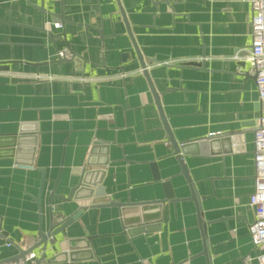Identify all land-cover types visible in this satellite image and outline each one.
I'll return each instance as SVG.
<instances>
[{
	"label": "crops",
	"instance_id": "crops-1",
	"mask_svg": "<svg viewBox=\"0 0 264 264\" xmlns=\"http://www.w3.org/2000/svg\"><path fill=\"white\" fill-rule=\"evenodd\" d=\"M39 3L0 0V62L7 64L0 69V136L17 135V150L0 157V260L34 244L51 212L62 218L76 210L61 195L85 168L112 202L162 200L165 181L174 200L127 206L125 214L118 206L87 207L48 244L42 264H207L204 240L211 264H248L257 253L248 234L253 131L264 112L245 60L250 4L44 0L64 20L56 28L44 14L50 38L40 29ZM160 109L174 140L188 145L183 160L198 207ZM210 135L212 144H193ZM40 168L46 182L39 212ZM70 246L73 259L48 261Z\"/></svg>",
	"mask_w": 264,
	"mask_h": 264
},
{
	"label": "water",
	"instance_id": "water-1",
	"mask_svg": "<svg viewBox=\"0 0 264 264\" xmlns=\"http://www.w3.org/2000/svg\"><path fill=\"white\" fill-rule=\"evenodd\" d=\"M36 7H38L42 13V27L40 29L47 32V34L49 35L50 38H53V36L55 34L51 31L45 30L43 27V25H44V14L48 13L49 15L54 16L52 18V22L53 23H59L60 25H63V23H64L63 18L61 17L60 14H57V13L52 12L50 10H47L44 6V0H40V3L37 4ZM134 49L136 51L137 58L140 62L142 73L145 76V78L147 79L148 84L150 86V89L152 91V94L154 96V100H155L156 104L158 105V103H159L158 94L153 90V86H152V83L150 81V77H149V74L147 72L146 65L142 61V57H141L136 46H134ZM60 59L62 60L65 58H61L60 56H58V60H60ZM240 64L244 65V62L241 61ZM6 65L7 64L4 62H0V69L1 70H3L4 68L7 69ZM252 75H253L252 76L253 79L255 80V77H256L255 72H253ZM257 107H259L262 111L264 109V100H259L257 102ZM160 116H161L162 122L164 124V127L166 128L170 143H171L172 148H173V152L177 156L182 175H183L184 179L186 180V182L189 186V190H190L189 199L194 201L198 207L199 206V204H198L199 197H198V194L196 193L195 185L192 184V182L190 180L186 164L184 163V160H183V156L187 153V152H185L186 151L185 149L188 145H187V143H180L179 144L178 142H176L174 140V138H173L168 126H167L164 115L161 112V109H160ZM16 137H17V135H15V136H0V140H8V138L12 139L11 144H3V142L0 143V157L7 155V154H5V153H7L6 151L14 152L17 150V148H16ZM213 137H214V135H210L208 138H205L203 140H194L193 144H195L196 146H199V144H203L206 142H209V144L210 143L212 144V142L214 141ZM4 142H6V141H4ZM88 165H90V164H88ZM40 171H41V179H40V184H39V190H38V195L35 198L39 212L41 210L40 200H41V195H42V191H43V186H44V183L46 182L44 168H40ZM103 173H104V170L101 171V174H103ZM93 174H94V171L92 172L89 169L87 170V169L83 168V171H82V174H81V177H80L78 183L70 189V192L68 195H61V198L63 200H67V201L74 200L77 204L76 210H74L72 213H70L67 216H64L62 218H59L57 215H54V213L51 212L50 216H49V227H48V229L46 231H43L41 229H39L37 231L36 235L38 237V240L34 244H32L26 248H21L20 246H17L18 247V253L17 254H15L11 257L2 259L0 261L15 260L18 258H22L25 254L39 249L40 253H39L38 257L36 255V260H35L34 264H42V261L46 260V258H47L46 256H47V252L49 250L48 244H50V245L54 244L57 241V236L59 234L63 235L64 229L69 224H71L74 220H76L80 216L82 211L84 209H86L87 207L118 206V207H120L121 211L124 213L125 210H127L126 209L127 206H132L135 208L141 207L143 209V207L148 208L150 205L159 206L162 203L167 202L168 200H171V201L174 200V193L170 189L169 182L165 181V182H163L164 183L163 185H164L166 191L164 193V198L162 200H157L155 202H150V203H126V204L112 202L110 200L109 196L107 194H105V192L102 189L101 179L95 180V178L93 177ZM53 184H54L53 188L51 189V192L49 194V199L55 195L54 190L56 187L55 186L56 180H53ZM200 229L203 232L202 222H200ZM206 246L207 245H206L205 240H204L202 254L205 256V258L207 260V264H211V262L209 260V254H208ZM68 249H69L68 252L65 251V249H64V251L59 252L58 254H55L54 257L48 261L54 262V261H62V260H66V259H73L74 258L73 252H70V251L74 250V249L71 246L68 247Z\"/></svg>",
	"mask_w": 264,
	"mask_h": 264
},
{
	"label": "built area",
	"instance_id": "built-area-1",
	"mask_svg": "<svg viewBox=\"0 0 264 264\" xmlns=\"http://www.w3.org/2000/svg\"><path fill=\"white\" fill-rule=\"evenodd\" d=\"M243 1H247L251 7V46L245 60L255 72L258 98L264 100V0ZM54 26L59 28L60 24L55 23ZM58 55L62 56V52ZM253 143L254 190L248 198L253 208V220L248 227V234L257 253L254 256H248L247 263L264 264V112L255 119ZM6 244L11 245L10 242ZM35 260L36 254L33 251L22 258L0 261V264H34Z\"/></svg>",
	"mask_w": 264,
	"mask_h": 264
}]
</instances>
